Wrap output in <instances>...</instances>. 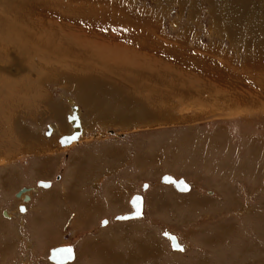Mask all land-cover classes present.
Returning a JSON list of instances; mask_svg holds the SVG:
<instances>
[{
  "label": "rangeland",
  "instance_id": "1",
  "mask_svg": "<svg viewBox=\"0 0 264 264\" xmlns=\"http://www.w3.org/2000/svg\"><path fill=\"white\" fill-rule=\"evenodd\" d=\"M240 1L119 0L150 18L158 27L155 36L161 39L159 29L171 48L195 50L220 62L227 58L241 76L251 57L264 58V0H247L245 7ZM257 15L263 21H255ZM250 43L261 52L249 53ZM248 75L262 82L263 73ZM66 76L38 79L47 93L37 110H45L41 116L31 114L36 108H13L11 132L4 139L13 151L9 157L0 150V227L8 233L0 236V264H51L49 248L62 244L76 246L78 264H264V159L256 153L258 146L264 148V112L243 115L209 93L200 103L180 93L166 100L173 110L170 117L150 120L146 101L126 99L113 83L102 80L100 95ZM29 78L32 84L37 80ZM259 86L264 95V85ZM74 105L80 112L81 139L63 147L60 138L73 131L67 117ZM243 117L260 119L249 123ZM126 118L135 123L127 125ZM168 163L172 170H166ZM89 170L102 177L93 179ZM167 172L187 179L190 191L182 194L163 184ZM43 179L51 180L54 189L29 202L22 239L15 223L5 222L2 209L17 212V190L35 188ZM146 191V218L118 223L116 216L129 212L127 201ZM39 232L45 246L38 244ZM167 233L185 242V254L172 253L163 239ZM249 241L259 253L244 257L240 250Z\"/></svg>",
  "mask_w": 264,
  "mask_h": 264
},
{
  "label": "bare ground",
  "instance_id": "2",
  "mask_svg": "<svg viewBox=\"0 0 264 264\" xmlns=\"http://www.w3.org/2000/svg\"><path fill=\"white\" fill-rule=\"evenodd\" d=\"M241 3L244 7L249 4L247 0H241L238 4ZM124 7L119 0H0L1 152L8 154L13 151L6 145L5 138L11 132L9 123L16 111L30 112L36 108L31 114H44L43 109L37 111L47 100V93L39 80H55L62 75L78 80L79 85H87L89 90L98 93V89L104 88L102 80L113 83L126 99L145 100L148 110L152 111L150 120L170 117L173 110L166 100L171 95L180 93L186 99L195 96L199 103L204 100V94L209 93L212 99L222 102L226 109L240 113L264 112V95L259 86L264 85V58L255 61L251 57L249 70H246L245 75L239 76L235 74V68L227 58L220 62L209 58L211 56L208 54H194L195 50L171 48V43L163 39L159 29L157 32L161 39L155 36V28L158 27L150 18L136 14L131 7H125L127 10ZM257 47L259 46L255 43H250L246 49L249 53L257 54L261 52ZM11 66L15 68L7 73ZM145 72L152 73L153 76L149 77ZM158 72L160 74L154 77ZM249 73H263L262 82L259 84V78L248 75ZM189 74L192 75L191 78L187 76ZM29 76L37 78L34 84L30 83ZM91 83L98 88L92 87ZM93 91L89 93L92 94ZM139 93H145V96ZM160 102H164L163 109L158 108L162 105L158 104ZM14 107H17L15 113ZM8 108L12 111L9 112ZM73 108H76V119L80 125L78 128L82 131L79 108L72 106V114ZM68 117L74 131L72 121L75 123V119L70 121ZM243 118L249 123L256 118L260 119ZM162 121L167 123L163 119ZM80 139L79 137L77 141ZM10 155L8 154L9 157ZM163 177V184L173 185L163 181ZM172 178L175 181L183 179ZM183 181L190 187L189 183L184 179ZM48 184L49 186L38 185L50 187L51 183ZM23 189L26 191V188ZM190 189L177 190L185 193ZM26 196L27 193L17 197L25 200Z\"/></svg>",
  "mask_w": 264,
  "mask_h": 264
},
{
  "label": "flooded vegetation",
  "instance_id": "3",
  "mask_svg": "<svg viewBox=\"0 0 264 264\" xmlns=\"http://www.w3.org/2000/svg\"><path fill=\"white\" fill-rule=\"evenodd\" d=\"M50 132H51V130H50ZM49 134H51V133H49ZM68 135V134H67ZM117 135V134H116ZM75 143V142H74ZM73 143V144H74ZM61 144V143H60ZM62 145V144H61ZM63 146V145H62ZM68 146V145H67ZM66 145L65 146H63V147H67ZM69 146H71V145H69ZM36 175H37V173H36ZM39 181H45V182H47V183H51L50 184V187H40L39 185H37L38 183H39ZM54 183L51 181V180H47V179H43V180H38V182L36 183V185H35V188H33V187H25L26 188V191L23 193V194H25V193H27V197H29L30 198V200L29 201H27V199H25V200H22V199H17V200H19V202L17 201V200H15L16 201V207H17V212H15V210L14 211H12V209H11V213L8 211L7 212V214L9 215L8 217H6L5 215H4V213H3V210L4 209H2V215H4V218H5V222L6 223H9V224H13V223H15V230L19 233V237H21L22 239H23V237H24V235H22L23 234V232H24V230H25V228H26V226H25V223H24V218L25 217H27L28 215H29V202L32 200V198L36 195V194H41V192H43L44 193V196L46 197L47 195H45V193H49L50 191H52L53 189H54V185H53ZM149 186V185H148ZM64 187V186H63ZM23 188V187H22ZM19 190L20 189H18L17 190V192H19ZM69 190V189H68ZM149 191V190H148ZM148 191H146V192H144V193H142V197H143V204H144V206H143V217L144 218H146V214H147V205H148V201H147V197H146V195H145V193H147ZM17 192L14 194V197H16V194H17ZM72 193V192H71ZM22 194V195H23ZM135 193H133V195H134ZM21 195V196H22ZM73 194H71L70 196H69V199L70 198H72V197H74V195L72 196ZM132 195V196H133ZM139 195H141V194H139ZM129 198V197H128ZM132 198V197H131ZM131 198H130V200L129 201H127V204H128V206H130L129 207V212H127V213H130V212H132V208H131V205H130V201H131ZM43 200V199H42ZM46 203V202H45ZM24 205L25 207H26V212L25 213H21L20 211H19V205ZM79 212V217H81V216H84V210H82L81 208H80V210L78 211ZM124 214H126V212L125 213H123V214H119V215H124ZM118 216V215H117ZM116 216V217H117ZM143 218V219H144ZM7 220V221H6ZM102 220V219H101ZM138 221H140L139 219H137V220H130V221H118V223H132V222H138ZM34 222H36V221H34ZM101 222V221H100ZM105 223H107V221L105 220L104 221V224ZM17 224V225H16ZM22 233V234H21ZM7 235L8 233H6V232H3V230H1V227H0V236H3V235ZM42 235H44V233L43 232H39L38 233V237H39V241H38V244L40 245V246H45V241H44V239L42 240L41 238H42ZM177 237V236H176ZM178 238V237H177ZM230 238H231V236H230ZM230 238L228 239V240H230ZM164 240H166L167 242H169V240L167 239V238H163ZM178 242H179V244L181 245V246H183V248H184V250L183 251H173V249L171 248V245H170V242H169V245H170V249H171V251H172V253H174V254H176V255H182V254H185L186 252H187V248H188V246L185 244V242L183 243L182 241H180V239L178 238ZM47 244V243H46ZM31 245V244H30ZM62 246H72L73 247V249H74V253H75V259H74V261L73 262H70V263H68V264H78L79 263V252H78V250H77V248H76V246L75 245H73V244H62V245H58V246H55V247H52V248H49V250H48V253H47V259H49V256H50V252H51V250L52 249H54V248H57V247H62ZM34 250H36V247L34 246ZM257 253H259V251H258V249H257V247H256V245H253V243H252V241H249L248 242V244H247V247L245 248V249H241L240 250V254L241 255H243L244 257H247L248 255H254V254H257ZM88 252H87V250H86V257H88ZM144 255H145V257L144 258H146V259H148V252H144ZM88 258H90V256L88 257ZM203 262V261H202ZM51 264H54V263H51Z\"/></svg>",
  "mask_w": 264,
  "mask_h": 264
},
{
  "label": "water",
  "instance_id": "4",
  "mask_svg": "<svg viewBox=\"0 0 264 264\" xmlns=\"http://www.w3.org/2000/svg\"><path fill=\"white\" fill-rule=\"evenodd\" d=\"M75 109L76 108H73V110H74L73 113L74 114H72V116L68 117L70 121H72V119H75V123L72 121V123L74 125V131H72L68 135H64L60 139V142L63 145H67V144L73 143L74 141H77L79 139V137L82 135L81 129L78 128V127H80V125H79V120L76 119V116L78 118V115L76 113L77 111L75 112ZM163 181H165L166 183L173 184L179 190L188 191L190 189V187L187 184H185V182L183 180L175 181L169 175L164 176L163 177ZM39 185L40 186H49L48 183H44V182H40ZM23 192H25V189H23L20 193H18L17 196L20 197L23 194ZM26 198H27V201L30 200L29 197L26 196L25 199ZM130 205H131L133 211L131 213H127V214H124V215L117 216L118 220L126 221V220H131V219H141V218H143V199H142V196L134 197L130 201ZM19 211L21 213H25L26 212V207L24 205H22V204L19 205ZM4 215L6 217H8V214H7L6 211H4ZM165 237L168 238V240L170 242V245H171V248L174 251H183L184 250L183 246H181L178 243V240H177L176 236H174V235H172L170 233H167V234H165ZM68 249H70L71 251L70 252L66 251ZM74 259H75V255H74V249H73L72 246L71 247L70 246H63V247H58V248L52 249L51 252H50V256H49V261H51L52 263H55V264H66L68 262L74 261Z\"/></svg>",
  "mask_w": 264,
  "mask_h": 264
},
{
  "label": "crops",
  "instance_id": "5",
  "mask_svg": "<svg viewBox=\"0 0 264 264\" xmlns=\"http://www.w3.org/2000/svg\"><path fill=\"white\" fill-rule=\"evenodd\" d=\"M257 7H259V6H257ZM256 7V8H257ZM256 8H255V10H256ZM260 10H262V7L260 6ZM257 11V10H256ZM260 15V14H259ZM263 16V15H262ZM261 16V17H262ZM255 21H257V22H261V21H263V20H261V18L259 19V16L257 15V16H255ZM248 25H251V24H248ZM99 90H101V89H99ZM103 90V89H102ZM126 113V112H125ZM124 117H125V115H123ZM126 123H127V125L129 124V123H135L134 121L132 122V120H130L129 118H126V121H125ZM138 122H139V120H138ZM152 124L151 122H146L145 124ZM134 132H136V131H134ZM138 132V131H137ZM260 146H258L257 148H256V153H257V155H258V157H259V159H260V161H262L263 159H264V148H262V149H260L259 148ZM260 154H263V155H260ZM171 167H174L173 166V164H171V163H168L167 164V166H166V168H168V169H166V168H164V169H166V170H172L171 169ZM90 171V170H89ZM161 172V171H160ZM90 173L93 175V179H96V180H98V179H100L102 176V173H100V172H98V173H96V172H91L90 171ZM166 172H163V173H161L160 175H159V179H160V177H161V175H163V174H165ZM168 173V172H167ZM86 174H88V172L86 171ZM148 175H150L151 177H156L157 176V172H150ZM168 175H170V176H172V177H177L176 175L175 176H173V175H171V173H168ZM175 179H177V178H175ZM185 181L187 180V179H184ZM187 182V181H186ZM190 185V184H189ZM180 192V191H179ZM180 193H182V194H186V193H188V192H180Z\"/></svg>",
  "mask_w": 264,
  "mask_h": 264
},
{
  "label": "snow or ice",
  "instance_id": "6",
  "mask_svg": "<svg viewBox=\"0 0 264 264\" xmlns=\"http://www.w3.org/2000/svg\"><path fill=\"white\" fill-rule=\"evenodd\" d=\"M66 251H69V252H70L71 250H70V249H68V250H66Z\"/></svg>",
  "mask_w": 264,
  "mask_h": 264
}]
</instances>
